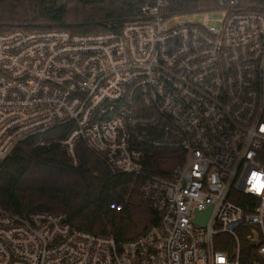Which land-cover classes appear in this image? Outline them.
Wrapping results in <instances>:
<instances>
[{
    "label": "built area",
    "instance_id": "built-area-1",
    "mask_svg": "<svg viewBox=\"0 0 264 264\" xmlns=\"http://www.w3.org/2000/svg\"><path fill=\"white\" fill-rule=\"evenodd\" d=\"M170 3L105 32L46 21L0 32V167L31 137L78 165L82 141L133 175L157 215L118 241L66 212L0 205V264H264V0H216L218 26L169 25L182 14ZM155 150L175 152L169 174L146 170ZM210 206L203 225L196 212Z\"/></svg>",
    "mask_w": 264,
    "mask_h": 264
},
{
    "label": "trees",
    "instance_id": "trees-1",
    "mask_svg": "<svg viewBox=\"0 0 264 264\" xmlns=\"http://www.w3.org/2000/svg\"><path fill=\"white\" fill-rule=\"evenodd\" d=\"M60 0H0V32L21 22L45 20L59 28L80 33L105 32L114 22L139 14L153 0H74L75 18L67 21ZM178 13L206 11L216 0H170ZM65 133L56 127L45 134L49 139ZM37 137L19 143L0 167V205L26 214L38 210L66 212L73 226L99 234L113 235L118 241L140 236L156 223L157 215L134 184L133 175L113 174L108 166L82 141L78 143L79 164L75 166L61 144L35 146ZM175 152L155 150L146 170L167 175L174 167ZM123 204L124 209L110 204ZM219 248H224L220 246Z\"/></svg>",
    "mask_w": 264,
    "mask_h": 264
},
{
    "label": "rangeland",
    "instance_id": "rangeland-1",
    "mask_svg": "<svg viewBox=\"0 0 264 264\" xmlns=\"http://www.w3.org/2000/svg\"><path fill=\"white\" fill-rule=\"evenodd\" d=\"M59 2L65 5V7L61 9L66 10L68 13L66 20L73 21L75 18L74 0H60ZM223 16H224V13L222 11H201V12L182 13V14H177L174 17H172L169 20L168 24L174 25V24H177L178 22L192 21V22H207L209 25L218 26ZM42 21H45V20H42Z\"/></svg>",
    "mask_w": 264,
    "mask_h": 264
},
{
    "label": "water",
    "instance_id": "water-1",
    "mask_svg": "<svg viewBox=\"0 0 264 264\" xmlns=\"http://www.w3.org/2000/svg\"><path fill=\"white\" fill-rule=\"evenodd\" d=\"M211 210H212V206H210L208 209L204 211L196 212V220L204 225L210 215Z\"/></svg>",
    "mask_w": 264,
    "mask_h": 264
},
{
    "label": "snow or ice",
    "instance_id": "snow-or-ice-1",
    "mask_svg": "<svg viewBox=\"0 0 264 264\" xmlns=\"http://www.w3.org/2000/svg\"><path fill=\"white\" fill-rule=\"evenodd\" d=\"M254 178H255V174H254ZM255 186V185H254Z\"/></svg>",
    "mask_w": 264,
    "mask_h": 264
}]
</instances>
